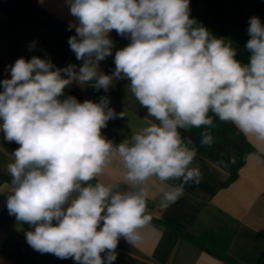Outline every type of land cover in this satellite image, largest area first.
<instances>
[{"label":"clouds","instance_id":"1","mask_svg":"<svg viewBox=\"0 0 264 264\" xmlns=\"http://www.w3.org/2000/svg\"><path fill=\"white\" fill-rule=\"evenodd\" d=\"M65 3L75 18L68 44L82 61L78 69L20 57L6 69L10 78L0 80V131L19 145L0 194L9 215L32 229L25 238L35 251L77 264H113L120 239L139 245L151 223L150 181L164 185L159 207L167 209L185 185L202 179L193 166L197 148L182 130L212 129L215 117L264 144V23L248 20L245 63L230 40L190 16V0ZM113 30L130 43L115 51L108 75L99 65L113 55ZM117 80L129 81L152 120L114 144L101 130L125 112L110 107L107 96L81 103L64 90L76 83L108 92ZM213 142L211 131L201 132V145ZM116 157L123 179L99 180Z\"/></svg>","mask_w":264,"mask_h":264},{"label":"crops","instance_id":"2","mask_svg":"<svg viewBox=\"0 0 264 264\" xmlns=\"http://www.w3.org/2000/svg\"><path fill=\"white\" fill-rule=\"evenodd\" d=\"M239 1L247 23L252 16L259 17L264 23V0ZM74 21L65 0H34L27 13L12 18L5 6L0 5V80L10 78L6 69L20 57L26 60L32 56L48 57L56 67L75 64L78 69L82 61L76 59L68 44L69 37L76 34L75 28L68 30L69 23ZM109 35L115 45L114 31ZM32 42L36 43V47L29 50ZM225 42L229 40L225 38ZM128 43L129 39L123 47ZM232 46L237 49V59L247 54L243 62H248L250 54L245 45L232 42ZM114 51L115 46L113 55L100 62L103 73L111 64ZM128 84V80L114 81L105 92L103 89L96 90L92 84L80 86L73 83L64 90V95L75 96L81 103L84 100L99 102L101 97L107 96L110 107L117 113L124 111V119L110 120L107 127L101 130L103 136L119 144L132 131L152 120L127 88ZM0 91H3L2 86ZM246 139L255 152L248 156L238 178L228 186H225L228 173L198 153L193 166H199L202 179L198 184L189 182L185 185L183 195L167 209L159 207L164 185L155 179L150 181L147 214L161 218L167 224L151 221L143 229V239L137 246L121 238L116 249L117 259H131L139 264H227L181 238L178 231H182L207 247L230 255L241 264H264V144L252 137ZM18 147L15 142L5 141L0 131V174L10 177L7 165L13 162L11 153ZM123 173V166L116 157L106 174L98 179L104 182L122 180ZM5 183H0V190H4ZM167 183L179 184L180 181ZM6 198V194H0V264H28L23 261V255L20 256L22 253L10 244L16 237L27 242L25 233L32 229L9 215ZM27 252L39 264H77L72 258L60 259L53 254H41L33 248Z\"/></svg>","mask_w":264,"mask_h":264},{"label":"trees","instance_id":"3","mask_svg":"<svg viewBox=\"0 0 264 264\" xmlns=\"http://www.w3.org/2000/svg\"><path fill=\"white\" fill-rule=\"evenodd\" d=\"M34 4V0H0V5L5 6L11 18L27 13ZM190 16L202 23L213 35L218 38H226L234 43L245 45L250 38L247 34L248 23L243 13L239 0H190ZM115 51L122 48L127 38L119 36L115 30ZM114 51V55H115ZM247 54L243 55L239 60L244 61ZM115 69L114 57L108 66L105 74L111 75ZM211 115V113H210ZM215 127L212 129L193 128L190 131H183L182 135L190 137L197 153L219 165L228 173L225 186L232 184L239 176L240 170L246 164L248 156L255 152V148L247 141L246 137L240 133L231 123L219 121L213 117ZM211 131L214 142L211 146H203L200 143L201 132ZM10 177L0 174V183L9 182ZM152 217V222L167 224L158 217ZM181 238L189 240L199 248L205 250L221 261L227 264H241L238 260L230 255L207 247L198 239L187 233L178 231ZM120 242V241H119ZM126 247V245H123ZM10 247L16 248L26 260L28 264H39L35 262L27 252L32 248L27 242L20 238H14ZM28 253V254H27ZM104 255L103 253L101 254ZM41 264V263H40ZM113 264H139L134 260L116 259Z\"/></svg>","mask_w":264,"mask_h":264}]
</instances>
